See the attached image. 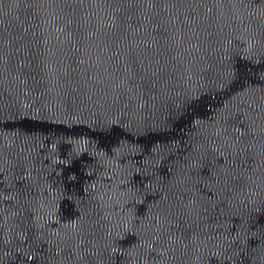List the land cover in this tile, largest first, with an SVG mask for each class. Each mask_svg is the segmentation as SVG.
Wrapping results in <instances>:
<instances>
[{"label": "water", "instance_id": "1", "mask_svg": "<svg viewBox=\"0 0 264 264\" xmlns=\"http://www.w3.org/2000/svg\"><path fill=\"white\" fill-rule=\"evenodd\" d=\"M0 264H264V0H0Z\"/></svg>", "mask_w": 264, "mask_h": 264}]
</instances>
